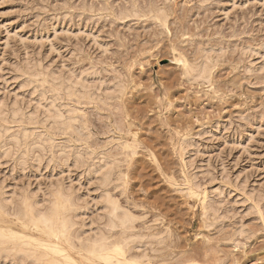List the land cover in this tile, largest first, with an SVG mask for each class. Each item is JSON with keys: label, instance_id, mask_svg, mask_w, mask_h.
I'll list each match as a JSON object with an SVG mask.
<instances>
[{"label": "rangeland", "instance_id": "obj_1", "mask_svg": "<svg viewBox=\"0 0 264 264\" xmlns=\"http://www.w3.org/2000/svg\"><path fill=\"white\" fill-rule=\"evenodd\" d=\"M204 54L208 77L186 76ZM27 63L70 74L76 88L42 84L40 75L22 86L14 67ZM79 75L87 86H77ZM114 84L120 90L108 98ZM51 99L62 120L73 115L71 126L43 115ZM0 100L16 101L28 120L19 146L8 136L16 122L0 138L9 219L20 194L42 204L59 182L77 198L76 229L89 232L105 221L97 169L114 157L122 184L112 175L108 193L144 236L129 255L148 264H264V0H0ZM204 198L218 218L203 215ZM163 232L164 244L156 239Z\"/></svg>", "mask_w": 264, "mask_h": 264}, {"label": "bare ground", "instance_id": "obj_2", "mask_svg": "<svg viewBox=\"0 0 264 264\" xmlns=\"http://www.w3.org/2000/svg\"><path fill=\"white\" fill-rule=\"evenodd\" d=\"M154 8L156 10H154V11L152 10L153 13L154 12L155 13L158 12L157 13L158 17H160L161 19L164 18V21H165V18H167V17L165 15L166 13H164L163 9L161 10V8L159 9L158 7H154ZM207 57H208L207 54H204L202 62L201 63L199 62V64H196V65L193 64L194 65L193 67L185 66L186 70H184V72L186 71V73H187V74L185 73L186 76L189 75L190 78L191 77L192 78H207L208 77V70H209L208 69L209 67L207 68V66H209V65L206 63ZM28 60H29V58H28ZM28 64H30V63L23 64V65H25V66L22 65L24 68L20 67L19 65H18L17 68L14 67L18 77L21 78L20 82H21L22 86H26V85L29 86L33 81H36V78H37L36 76L40 75L41 79H42V80L40 79L41 82L46 81V83H47L49 81H54V80L59 79L58 80V85L59 86H63L67 90H68V88H71L72 85H73V87H75L74 84H73L74 82H72V84H71V80L72 79L70 80V77H68L70 74L67 75L66 77L62 78V76L60 74L59 75H57V74L54 75L51 71H48L46 69L38 71L37 68H35L33 66L35 64H33L32 66H30ZM36 64H38L37 65L38 67L40 66L39 63H36ZM91 68L94 69V67H91ZM183 69H184V67H183ZM87 70H86V72H88ZM62 73H63V71H62ZM66 73H68V72H65V74ZM88 74H90V73H88ZM88 74H87V76H89ZM71 76H72V74H71ZM81 76L78 77L79 80L76 79V81L75 80L74 81H75L76 84L80 83L79 85H81L82 88H83V87L87 86L85 84H88V83H86L85 80H81L80 79ZM48 78H50L51 80H48ZM204 80L207 81L206 79H204ZM53 83H55V82H53ZM118 83H116V84H118ZM120 83H122V82H120ZM42 84H44V82ZM79 85L77 84V86H79ZM52 86H54V85H52ZM115 86L114 87L111 86V88H110L111 90H107L108 93H106V92L104 93V94H106L105 96L108 95V98H109V96L111 94V96L113 97V95H115L116 90L118 89L117 86L116 87ZM54 88H55V86H54ZM54 88H53V91H54ZM58 88H60V87H58ZM87 88H89V87H87ZM121 88H122V86H121ZM33 89H34V87H33ZM55 89H57V88H55ZM61 89H62V87H61ZM90 89L91 88H89V90ZM38 90H40V89H38ZM50 90H51V88H50ZM57 90L60 91L59 89H57ZM119 90H120V88L117 91H119ZM61 91L63 92V90H61ZM77 91L78 90H76V92ZM83 91H84V89L82 90V92ZM82 92H80V93H82ZM80 93H76V94H80ZM118 94H119V92H118ZM68 95H69V93H68ZM51 96H53V95H51ZM78 96H76V97H78ZM85 98L87 99L89 97H85ZM39 99H41V98H39ZM53 99L49 100V101H51V104H49L50 106L48 107V104H47V106H46L47 108L45 107V110L42 111L43 115L46 116L47 119H48V117L53 118V122L54 123L58 122L59 124H62L63 126L64 125H68L70 123V121L73 120L72 119L73 115L72 116L69 115V114H67L66 116L64 115L66 118H64V120H62L61 119L62 115H61V113L59 111L60 109L56 107V104H55ZM3 101L0 100V103L3 102ZM43 102H44V100H43ZM4 103H6V102H4ZM16 103H17L16 101L13 102V106L14 107L11 106V105H9V107H8V106H6L4 104L3 105L0 104V138L4 134L6 135L9 130H11L10 129V127H11L10 123H12V122L15 123L16 122L17 125H16V127L14 129L15 132L13 131L14 134H12L13 132L11 131L12 132V133L10 132L11 135H8V136H10L12 140L13 139L15 140V141L13 140V143L15 142L14 144L17 146L18 145L17 143H18L19 140H20L21 143H23L22 141H24L26 139V137H27V132H26L27 130H26V127L24 126V124L27 123L26 122L27 119L24 118V115H23L24 113L23 112L20 113V109L18 108V105H17V107H15L14 104H16ZM38 103H39V101H38ZM58 103H60V102H58ZM11 104H12V102H11ZM27 107H24V108H27ZM65 109H66V107H65ZM39 110L40 109L37 106V107H35V110H31V111H32V113L34 111L36 113H38ZM72 111H74L73 108H72ZM65 113H67V112L65 111ZM79 116H81V115H79ZM27 117H28V119H33L32 116H27ZM35 120H37V118ZM35 120H34V123H36ZM46 121H48V120L45 119L43 122H46ZM31 122L32 121H30L28 123H31ZM38 123H40L39 120H38ZM54 123H52V124H54ZM79 124H80V122H79ZM70 126H71V123H70ZM65 127L66 126H64L63 129ZM56 128H58V127H56ZM63 131H65V130H63ZM30 133L32 134V132H30ZM28 134H29V132H28ZM2 138H4V137H2ZM28 138H30L29 135H28ZM131 139H133V138L131 137ZM8 141H10V140H8ZM21 143H19V144H21ZM186 143H188V142H186ZM184 145H187V144H184ZM46 146L48 148V145H46ZM5 148L7 149V147H5ZM20 148H21V146H20ZM38 148H40V147H38ZM129 148L130 147H128V149ZM47 150H49V149H47ZM129 150L131 151V148ZM0 151H2V150H0ZM31 151H29V152H31ZM41 151H43V150H41ZM4 152H6V150ZM9 152H11V151H9ZM99 153H101V152H99ZM123 153H125V152H123ZM84 154H86V153H84ZM103 154H104V152H103ZM1 155H3V151H2ZM17 155H20V154H17ZM105 155H108V154L105 153ZM97 156H96V158H97ZM112 156H114V155H112ZM66 157H67V155H66ZM66 157H65V159H67ZM93 157H95V156H93ZM3 158H7V157L5 156ZM20 158H19V160H20ZM23 158H24V156H23ZM37 158L38 157H36V159ZM104 158H103L104 159L103 164L101 163L102 166H99L100 169H97L98 168L97 166H96L97 168L94 167L95 170L96 169L98 171L100 170L99 173L97 171H96V173L95 172L93 173V174H97V173L99 174V175H97L98 176V186H99V188H101L100 190L102 192L101 191H100L101 193L98 192L100 194L97 195V196H98V202L101 204L100 208L102 210L101 211L99 210L101 212L100 213L101 215L100 214H98V215L100 216L99 219L100 218L105 219V221L103 220L104 222L100 221V223L101 222L104 223V224L101 223L103 225H101V224H99L97 222L98 221L97 220L98 219V215H96V217H97L96 220L97 221H95V222L97 224L101 225V226H98L96 223L95 224L93 223L94 226L92 228V227H90L92 224L90 225V223H88L90 225V226L88 225V227H90V228H88L87 231H89V232H86V231L82 232L81 231L82 228H81V230H80V228L76 229L77 228V226H76L77 222H80V221H77V218L80 216V214L77 215L78 214V209H77V203L78 202L76 201L77 198H74L73 193L70 191V189H71L70 186L67 185L68 187L67 186L65 187L64 185L59 184V182L57 183V186H55V187H54V185L52 186L51 193H50L48 198H47V195L49 193L45 195L46 197L44 199H46V200H44V202L42 204H40V201H37V198L35 199L32 195H30L28 191L27 192H23L22 194H20L18 199L15 198L17 200L16 210L14 208H12L15 212L12 211L14 215L10 214V216H14L13 219H9L8 215H7L8 206L11 205V203H12V202L10 203L8 201H10L11 198L9 196L10 199H7L6 198L7 196L4 195L5 193L2 192V193H0V259L2 258V260L3 259L5 260V259H9L10 258L11 262L13 260H15V259L16 260H20V261L21 260H23V261L24 260H26V261L29 260L28 264H30V263L31 264H83V262L85 264H99L100 261H107V262L110 261L111 263H113V261H114V262H116L114 264H134V262H136V264H148V263L141 262L143 257H145V256L142 255V253H141L142 251L140 252L141 255L140 254H137V255H133V254L131 255L130 254L129 255L130 251H132L135 247L137 248V246H139L141 244V242L143 240L142 238H144V236H142L141 238H138L139 236L138 237L136 236L138 234L140 235V233L138 231H137L138 234L135 233L136 230L133 231L134 222H135L136 218H134L133 214H131L126 208L121 206L118 203V201L116 199H114L111 196V194L108 193L107 185L109 186V184H110L109 183L110 177L112 175H114L115 182H118V183L122 184V175H121L122 173H120V171H119L120 168H118V165H117L118 163L116 164V162L114 161L115 160L114 157H113L114 160L111 159V157L109 159H107V157H104ZM24 159H22V161H21L22 164L24 162L26 163V161H24ZM73 159H75V157ZM100 159H102V158H100ZM77 160H79V159L77 158ZM90 161L92 163V160H90ZM79 162H82V165ZM79 162L78 163L83 167L85 161L84 160L83 161L79 160ZM19 163H20V161H19ZM75 163H77V162L74 161V164ZM88 163H89V161H88ZM96 164H98V162ZM119 164H120V162H119ZM191 176H193V175H191ZM112 182H113V180H111V183ZM96 183H97V181H96ZM96 183H95V185H96ZM112 185L115 186L114 183ZM120 186H122V185L119 184V187ZM117 187H118V185H117ZM122 188H123V186H122ZM94 189H95V187H94ZM120 189H121V187H120ZM198 189H199V187H198ZM191 191L194 193L195 190L193 191L191 189ZM206 198H208V197H206ZM209 200L210 199H208V202H207V200L205 201V198H204L203 201H202V205L201 206L203 208L202 210H203V215L204 216L208 215V213L214 212V209H212L214 206L212 207L211 202H209ZM11 201H12V199H11ZM216 212H214L212 214L215 215ZM215 216L217 217V215H215ZM81 217H83V216H81ZM210 217H211V215H210ZM215 218H214V220H215ZM102 219H100V220H102ZM83 221H82V223H83ZM93 221L94 220H92V222ZM206 223H208V222H206ZM78 224H80V223H78ZM205 225H208V224H205ZM82 226H84V225L82 224ZM114 230H117V234L113 236ZM164 232H165V230H164ZM164 232L161 235H159V233H158L159 236L157 238H156L157 235L155 234L154 240L156 238L157 242L163 243L166 238L169 239V237H167L168 234L164 233ZM241 233H243V231ZM144 235H146V237H147V234H144ZM152 236H154V235H152ZM150 238H151V236H150ZM150 238L149 239H145V243H146L145 245H147L146 240H150V242H152ZM152 239H153V237H152ZM142 244H144V242ZM138 248L136 250H138ZM140 248H142V247H140ZM144 251H146V250H144ZM151 252H154V251H151ZM3 263H5V262H3Z\"/></svg>", "mask_w": 264, "mask_h": 264}, {"label": "snow or ice", "instance_id": "obj_3", "mask_svg": "<svg viewBox=\"0 0 264 264\" xmlns=\"http://www.w3.org/2000/svg\"><path fill=\"white\" fill-rule=\"evenodd\" d=\"M9 264H12V262H11V261H9ZM17 264H20V262H19V261H17ZM134 264H136V262H134Z\"/></svg>", "mask_w": 264, "mask_h": 264}]
</instances>
